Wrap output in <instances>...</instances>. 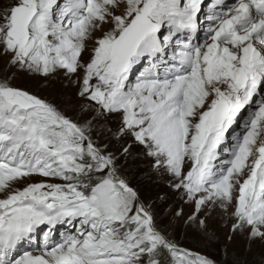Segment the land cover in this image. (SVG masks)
<instances>
[{"label": "snow or ice", "instance_id": "6c2138e0", "mask_svg": "<svg viewBox=\"0 0 264 264\" xmlns=\"http://www.w3.org/2000/svg\"><path fill=\"white\" fill-rule=\"evenodd\" d=\"M0 59V264H217L172 238L144 162L176 217L264 243V0H0Z\"/></svg>", "mask_w": 264, "mask_h": 264}, {"label": "rangeland", "instance_id": "374dc122", "mask_svg": "<svg viewBox=\"0 0 264 264\" xmlns=\"http://www.w3.org/2000/svg\"><path fill=\"white\" fill-rule=\"evenodd\" d=\"M4 59H0V71L4 68ZM138 71L139 68L134 70L133 79ZM65 83L62 76L45 81L28 74H20L13 80V84L17 87L58 102L64 99L62 93L65 92L63 87ZM114 123L116 122L114 121ZM237 130H239L238 126ZM133 166L135 167V165ZM139 168L141 171L137 173V177L144 184L142 188L144 198L157 206L160 219L180 247L202 255L208 254V257L214 259L217 264H264V243L250 244L243 231L232 233L230 230L232 220L223 219L219 215L211 219L209 235L205 236L187 222L191 208L186 209L183 218L176 217L175 211L180 205L176 204L175 195L169 192L168 182L162 177H155L151 182H148L144 179L143 174L146 162L140 163ZM166 196V200L162 199ZM67 230H69L67 226L58 227V236L61 237L62 233Z\"/></svg>", "mask_w": 264, "mask_h": 264}, {"label": "bare ground", "instance_id": "6f19581e", "mask_svg": "<svg viewBox=\"0 0 264 264\" xmlns=\"http://www.w3.org/2000/svg\"><path fill=\"white\" fill-rule=\"evenodd\" d=\"M55 238L56 239H60V237L58 236V228H57V232H56ZM33 246L36 247V245H33Z\"/></svg>", "mask_w": 264, "mask_h": 264}, {"label": "trees", "instance_id": "16d2710c", "mask_svg": "<svg viewBox=\"0 0 264 264\" xmlns=\"http://www.w3.org/2000/svg\"><path fill=\"white\" fill-rule=\"evenodd\" d=\"M195 250L198 251L197 249H195ZM201 253H203V252H201ZM203 254H205V253H203ZM205 255L209 256L208 254H205Z\"/></svg>", "mask_w": 264, "mask_h": 264}]
</instances>
